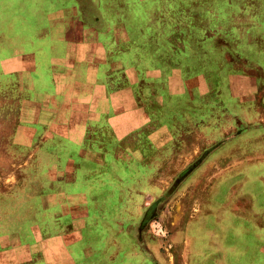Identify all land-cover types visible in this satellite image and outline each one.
I'll return each mask as SVG.
<instances>
[{"label": "rangeland", "instance_id": "obj_1", "mask_svg": "<svg viewBox=\"0 0 264 264\" xmlns=\"http://www.w3.org/2000/svg\"><path fill=\"white\" fill-rule=\"evenodd\" d=\"M81 44L86 54L76 53ZM93 76L133 100L118 115L101 106L116 121L84 122L80 144L46 132L61 112L60 132L65 120L77 127L58 88ZM263 117L264 0H0V242L14 230L29 239L23 219L37 205L29 198L46 193L54 203L64 187L58 180L92 166L85 159H108L135 164L140 197L130 198L138 197L141 219L155 199L169 197L163 212L156 206L148 216L149 233L146 219L130 225L145 264H264L256 224L240 240L244 222L216 223L218 212L264 210V145L249 144L256 153L234 171L219 174L215 164L230 160L215 150L238 131L241 143L229 142L228 150L264 135ZM198 165L193 179L182 181ZM9 213L20 220L7 225ZM44 213L51 222L54 209ZM51 244L57 251L46 252L49 264H61L59 255L70 250L77 264L84 259L81 242Z\"/></svg>", "mask_w": 264, "mask_h": 264}, {"label": "crops", "instance_id": "obj_2", "mask_svg": "<svg viewBox=\"0 0 264 264\" xmlns=\"http://www.w3.org/2000/svg\"><path fill=\"white\" fill-rule=\"evenodd\" d=\"M83 45H80L81 48L76 53L80 55L86 54ZM69 46L67 45V48L71 52ZM99 51L101 52V50ZM77 83L76 86L66 91H63L60 85V89L58 88L60 95L65 96L66 100L64 102L63 99V102L66 105L69 104V109L71 108L72 116L69 113L68 119L76 120L78 122L77 127L71 126L70 128V120H65V129L61 128L62 131L60 132L59 128L62 125H59V122L60 119H63L62 115H64L61 112L58 118L52 119V123L48 125L46 132H51L53 136L70 138L72 142L80 144L85 133L84 122L101 121L102 117L106 118L108 122H114L118 115L116 109L122 107L126 100L132 101L134 97L130 91L123 90V88H117L111 92V89L107 88L106 83L100 82L98 79L95 80L94 76L92 79L84 82L78 81ZM247 104L245 103L244 106L245 111ZM96 106L100 108L96 110ZM101 106L106 107L108 111L109 108L113 107L117 115H106L105 110H101ZM233 106L230 105L229 108ZM123 108L125 109V107ZM46 109L48 110L49 108ZM203 109H200V114H198L199 118L203 117L205 119L206 112L202 111ZM144 116L147 118L145 114ZM38 119L41 120V118ZM261 124H264V122ZM243 134V132H238V136L229 142L237 141L241 143L240 138ZM229 142L215 150V157L220 158V155L224 153L229 155L230 158L227 161L219 160V162H215L216 165L221 167L219 174L238 169L249 154L254 156L256 152L251 150L249 144L252 146L253 142L258 143V145H264V135H256L249 139L246 145H238L230 150L227 149ZM262 152H264L263 149L258 153ZM85 161L92 164V166L81 167L70 181L66 179H63V181L61 179L58 180L64 187H61L62 191L59 194L54 195V203H51L52 198L47 200L46 193H38L34 195V198L28 199L30 202L37 201L36 208L29 211V216L23 219L24 222L30 221L29 229L31 235L28 240L24 239L23 234L20 232L21 230H14L12 236L7 235L4 243L0 242V264H36L44 260L48 262L46 252L56 250L55 247H51V243L55 239L59 240L61 245L62 243L72 245L81 242V252L84 259L83 261L79 259V264H118L116 261L118 257L124 259V262L120 264H145L146 259L140 256L141 252L137 249V243L133 238L134 231L130 229L131 226L139 228L141 220V206L138 204V208H136L135 202L140 197L136 187L141 184V177L136 174L137 168H135V164L124 168L125 162L122 161H108L106 159L103 162L96 161L94 158L85 159ZM126 168L129 169L128 172H120ZM130 169H135V171ZM110 170L112 171L110 172ZM52 182L56 186L57 181ZM122 187L123 190H127L126 193L121 192ZM131 194L138 195V197L130 198ZM127 196L129 197L127 198ZM47 203L54 206L47 208ZM52 208L54 213L51 214L50 219L54 221L55 225L62 224L58 230L56 229L57 232L51 229L52 221L49 222L47 220L49 216H45L44 213L46 210H53ZM55 208L60 212L56 211ZM41 212H43V216L39 215ZM131 216H134V218L131 219ZM12 217L10 213L7 214V225L20 220L15 219V216ZM66 217L68 220L64 223L62 220ZM218 217L220 222L226 218H231L232 221H238L239 218L243 220L245 225L240 230L241 235L236 234V236L240 235V240L248 238V234L252 233L253 229L250 226L253 224H256L255 230L259 229L258 232H264V210L262 211V209L260 211H231V213L218 212ZM32 220L33 223H31ZM220 222L219 224L221 225ZM134 229L137 230L136 228ZM96 242L97 246L94 248ZM35 246L40 248L33 252L32 249ZM51 248L53 249L50 250ZM150 248H152L151 244ZM234 248L237 249V244ZM64 249L62 247V250ZM72 252L73 250H70L63 256L61 253L59 262L61 264H77ZM33 255H35V258H33ZM135 258L136 261H133Z\"/></svg>", "mask_w": 264, "mask_h": 264}, {"label": "flooded vegetation", "instance_id": "obj_3", "mask_svg": "<svg viewBox=\"0 0 264 264\" xmlns=\"http://www.w3.org/2000/svg\"><path fill=\"white\" fill-rule=\"evenodd\" d=\"M185 106H187V104H185ZM202 108H204L202 111H205V104H203L202 105ZM239 132V131H238ZM208 156V154H206L205 155V157H207ZM200 164V163H199ZM124 166V168H125V166L126 167H128V166H131V165H128V164H124L123 165ZM199 166L200 165H198L197 167H195V166H192L191 168H189L185 173H184V175H182V177H181V179H182V181L183 180H185V183L186 182H188V181H190V180H192L193 179V174L196 172V170L197 169H199ZM126 169H128V168H126ZM127 171H129V169L127 170ZM136 174H137V176L139 175V173H138V171H136ZM172 189V192L174 191V188H171ZM169 197L168 196H163L162 198H159V199H155L151 204H150V206H149V208H146L147 210H146V212H145V215L143 216V217H147V218H143V219H146L145 221L143 220V219H141L140 220V225L139 226H141L142 224H143V221H144V228L145 229H147V231L150 229V226H151V223H152V220H153V218L154 217H150L151 219H148L149 217L148 216H150L151 215V213H152V211L155 209V207H156V211H160V212H163L164 211V202L168 199ZM159 201V203L157 204V202ZM145 211V210H144ZM153 214V213H152ZM216 216L217 215H215V218H216ZM158 217V216H157ZM190 218H191V216H190ZM237 219V218H236ZM189 220H191V219H189ZM189 220H187V224H186V226L188 225V224H190V222H189ZM229 220H230V218H226V219H222L221 220V222H220V220H219V217L217 216V218H216V223H218L219 224V222L221 223V224H227V223H230L229 222ZM238 221H242V223H243V220H241V218H239L238 219ZM245 224V223H244ZM220 225V224H219ZM235 228H237V227H235ZM187 230V229H186ZM150 232V231H149ZM148 232V233H149ZM239 235H237V236H235V237H238ZM221 245V244H220ZM218 247V246H217Z\"/></svg>", "mask_w": 264, "mask_h": 264}]
</instances>
